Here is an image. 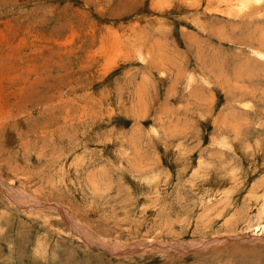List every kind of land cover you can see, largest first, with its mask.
<instances>
[{
    "label": "rangeland",
    "instance_id": "1",
    "mask_svg": "<svg viewBox=\"0 0 264 264\" xmlns=\"http://www.w3.org/2000/svg\"><path fill=\"white\" fill-rule=\"evenodd\" d=\"M238 1L0 0V264H264Z\"/></svg>",
    "mask_w": 264,
    "mask_h": 264
},
{
    "label": "bare ground",
    "instance_id": "2",
    "mask_svg": "<svg viewBox=\"0 0 264 264\" xmlns=\"http://www.w3.org/2000/svg\"><path fill=\"white\" fill-rule=\"evenodd\" d=\"M254 1H260V0H239L237 3H233L234 6H236V9L238 7V9L242 8V9H245L247 8V3H251V2H254ZM232 2V1H231ZM221 3V2H220ZM245 11V10H244ZM258 53V52H257ZM261 57L264 56V53H258ZM69 216V215H68ZM69 218V217H68ZM74 221V220H73ZM259 226V225H258ZM68 233V232H67ZM90 238V237H89ZM149 244V243H148Z\"/></svg>",
    "mask_w": 264,
    "mask_h": 264
}]
</instances>
